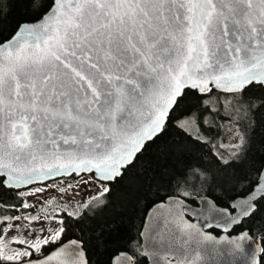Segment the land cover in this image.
<instances>
[{
	"label": "snow or ice",
	"instance_id": "snow-or-ice-1",
	"mask_svg": "<svg viewBox=\"0 0 264 264\" xmlns=\"http://www.w3.org/2000/svg\"><path fill=\"white\" fill-rule=\"evenodd\" d=\"M13 5L32 18L13 26ZM220 120L231 151L206 135ZM260 127L264 0H0V264H93L69 226L107 249L105 214L148 200L107 264H264V236L235 231L264 220ZM49 190L51 212L8 214Z\"/></svg>",
	"mask_w": 264,
	"mask_h": 264
},
{
	"label": "trees",
	"instance_id": "trees-1",
	"mask_svg": "<svg viewBox=\"0 0 264 264\" xmlns=\"http://www.w3.org/2000/svg\"><path fill=\"white\" fill-rule=\"evenodd\" d=\"M31 18V14L28 12L27 8L24 5H13L10 16V22L13 26L18 22L29 20ZM4 35L8 36L9 33L5 32ZM205 131L206 135L212 138L213 144H218L221 129L214 128L211 131ZM170 134L171 130L169 133L165 134L162 140L167 139ZM254 137L256 146L264 148V127L258 128L254 133ZM154 149L155 145H150L148 150L140 158L141 167L147 166L148 162L155 158ZM113 188L114 191H117L120 188V185H113ZM0 199H3L7 203H16L11 193L0 194ZM227 199L228 196L225 195L224 200ZM150 204L151 201L148 200L145 201L139 208L129 205L124 209H118V211L116 212L109 211L105 214L104 219L110 221L111 227L115 229V232L107 237L110 241L107 249L97 247V242L94 239H91V237L94 236L95 233L92 232L90 228L86 227L85 224L69 226L68 231L64 236V240L70 238L85 240L88 255L93 261V264H107L109 255L111 254V250L116 242L119 241L121 244L127 242V240L134 235L135 231L139 230L140 226L143 224L146 212L150 208ZM16 206L18 208L19 204H16ZM24 211L25 210L21 209L20 212L11 211L8 214L15 216L20 215V213ZM87 223L91 224L92 227L96 226V222L88 221ZM262 224H264V220H261L259 218L256 219L255 222H253L252 220H247L242 225L238 226L235 231L239 232L245 228H248L250 229L252 235L258 236L260 238L261 236H264V231H261ZM212 231L217 232V230Z\"/></svg>",
	"mask_w": 264,
	"mask_h": 264
},
{
	"label": "rangeland",
	"instance_id": "rangeland-1",
	"mask_svg": "<svg viewBox=\"0 0 264 264\" xmlns=\"http://www.w3.org/2000/svg\"><path fill=\"white\" fill-rule=\"evenodd\" d=\"M220 124L222 125V129H221V134L218 140V144H224L226 148H228L229 151H231L230 148V143H231V137L229 136L228 133V128L229 125L224 122L223 120H220ZM234 128V126H233ZM53 183L57 186V188H67L68 192H72L73 188L78 187L79 184L82 183L81 181H78L77 178H69V179H60V180H56ZM68 185H72V188H68ZM35 187H43V185L40 186H35ZM26 191V190H25ZM94 194V189L90 192L88 189H83L79 192V195L75 196V197H62L60 199H71V201L74 203L78 200L81 199V197H87L89 195ZM52 196H57L59 197V192L57 191H53V190H49L47 192L44 193L43 196H31V195H25L24 197V201L26 203H28L29 205H33L34 207H30L28 210L20 213V215L28 217L30 219V216L32 215H37L38 213L43 215L44 212H51L52 211V206L45 204L44 202L48 200L49 197ZM53 204H55V202H53ZM19 208V207H18ZM22 223H28V220H22ZM40 225H37V227H39ZM12 235H19L18 233H13ZM31 238V237H29ZM13 247H15V245H12Z\"/></svg>",
	"mask_w": 264,
	"mask_h": 264
},
{
	"label": "water",
	"instance_id": "water-1",
	"mask_svg": "<svg viewBox=\"0 0 264 264\" xmlns=\"http://www.w3.org/2000/svg\"><path fill=\"white\" fill-rule=\"evenodd\" d=\"M73 178H76L75 176H72ZM64 178H71V177H63V178H57V179H55V180H59V179H64ZM55 180H53V181H55ZM52 182V181H51ZM36 186H39V185H36ZM150 209V208H149ZM149 209H148V211H149ZM147 213V212H146ZM145 219H146V215H145V217H144V221H145ZM143 221V222H144ZM213 230H215V229H213ZM218 231V230H217ZM255 237H257V242L259 243V237L258 236H255ZM71 239V238H70ZM68 240V239H67ZM67 240H65V241H67ZM253 247H255V245H253ZM221 259H223L224 261H234L235 262V264H243V261H244V257H242V256H235V257H229V256H225V257H222Z\"/></svg>",
	"mask_w": 264,
	"mask_h": 264
}]
</instances>
